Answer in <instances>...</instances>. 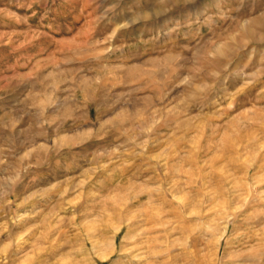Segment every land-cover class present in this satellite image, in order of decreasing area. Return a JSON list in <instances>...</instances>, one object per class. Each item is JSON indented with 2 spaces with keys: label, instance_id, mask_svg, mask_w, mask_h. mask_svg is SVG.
<instances>
[{
  "label": "rangeland",
  "instance_id": "rangeland-1",
  "mask_svg": "<svg viewBox=\"0 0 264 264\" xmlns=\"http://www.w3.org/2000/svg\"><path fill=\"white\" fill-rule=\"evenodd\" d=\"M241 262L264 0H0V264Z\"/></svg>",
  "mask_w": 264,
  "mask_h": 264
},
{
  "label": "bare ground",
  "instance_id": "bare-ground-1",
  "mask_svg": "<svg viewBox=\"0 0 264 264\" xmlns=\"http://www.w3.org/2000/svg\"><path fill=\"white\" fill-rule=\"evenodd\" d=\"M261 219H262V217H261ZM259 221V220H258ZM257 221V222H258ZM260 222V221H259ZM248 237V236H247ZM256 243V242H255ZM246 251V250H245ZM250 251V250H249ZM243 253V252H242ZM252 254V253H251ZM238 255V254H237ZM242 260V259H241ZM244 260H245V258H244ZM249 261V260H248ZM257 261V260H256ZM243 262H241V264H242Z\"/></svg>",
  "mask_w": 264,
  "mask_h": 264
}]
</instances>
